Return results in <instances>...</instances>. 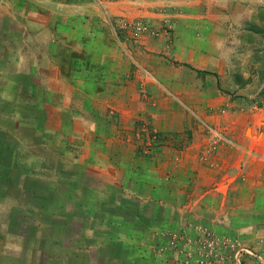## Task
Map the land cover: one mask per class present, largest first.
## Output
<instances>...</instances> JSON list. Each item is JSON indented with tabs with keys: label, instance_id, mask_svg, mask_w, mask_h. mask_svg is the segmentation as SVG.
<instances>
[{
	"label": "crops",
	"instance_id": "0c3cea01",
	"mask_svg": "<svg viewBox=\"0 0 264 264\" xmlns=\"http://www.w3.org/2000/svg\"><path fill=\"white\" fill-rule=\"evenodd\" d=\"M258 2L100 0L99 5L96 0H0V264L139 263L149 255L144 233L175 227L173 164L170 169L167 162L161 175L152 166L150 176L146 170L145 176L136 174L134 167L143 166L141 153L127 143L126 132L119 130L123 126L107 123L105 103L115 95H104V87L117 79L126 85L131 74L135 92L126 86L120 97L134 102V110L124 116V128L145 121L152 131L167 135L181 130L171 106L174 96H169L171 87H180L178 99L195 102L198 111L199 122L192 113L183 115L182 129L194 132L193 146L200 155L205 149L216 150L203 145L207 122L228 130L239 144L220 145L217 157L229 164L224 177H247L244 195L264 214V108L234 111L227 96L197 90L193 75H174L169 60L159 61L156 55L143 60L146 50L163 48L192 74L211 72L225 78L233 66L232 54L238 57L245 43L240 32L254 19ZM114 18L142 19L161 31L160 41L145 37L132 42L129 31L118 41ZM84 21L110 23L111 29L82 30L80 25L88 26ZM128 54L135 56L134 68ZM163 64L166 73L160 82L168 94L166 108L144 109L143 70L158 76ZM215 80L207 78L206 83L217 86ZM146 88L150 98L157 96L154 85ZM206 95L219 97L215 113L202 105ZM96 103H103L102 108ZM184 161L188 174L190 168L195 170L194 158L188 154ZM95 167L101 177L87 173ZM114 169L121 176L115 177ZM197 170L200 181L222 175L201 163ZM163 177L167 189L162 193ZM188 193L181 192L184 199ZM197 196L203 217L207 197L199 188ZM147 203L149 217L142 209ZM164 203L168 218L160 223ZM191 205L183 206L184 221L190 219Z\"/></svg>",
	"mask_w": 264,
	"mask_h": 264
},
{
	"label": "rangeland",
	"instance_id": "374dc122",
	"mask_svg": "<svg viewBox=\"0 0 264 264\" xmlns=\"http://www.w3.org/2000/svg\"><path fill=\"white\" fill-rule=\"evenodd\" d=\"M100 5L99 1L96 0ZM105 3L109 2H123V3H136L141 1L150 0H101ZM102 13H104L102 11ZM92 15V14H90ZM254 19L249 20L246 23V29L241 30L240 37L245 43H241L240 53L237 57L232 54L233 66L227 71L225 78H219L218 74L211 72H200L192 74L190 71L182 69L180 64L174 62L169 56L164 53L163 48L154 51H145L143 60L146 62L151 59L152 55H156L159 61L163 59L169 60V64L173 69V74L178 78L191 79L192 75L196 77V81L199 82L197 90L207 94L210 91L216 92L223 96H227L229 103L232 104L231 109L236 110H250V109H262L264 108V0H259L255 7ZM89 16L87 20H91ZM102 21V20H100ZM140 23L142 28H136V24ZM87 24V21H84ZM83 24V25H84ZM117 31V36L114 37L123 40L128 36L126 31H129V39L132 42L139 40H146L145 37L160 41V30H153L150 25L142 19H133L127 21H120L119 19L113 20L111 23ZM88 26L80 25L82 30L95 29V30H108L110 23L104 24L108 28L103 26L99 21L89 22ZM245 25V23H244ZM140 29V30H139ZM126 32V33H125ZM169 39V40H168ZM168 41L172 38L169 37ZM164 41V40H163ZM156 49V48H155ZM131 61V67L134 68V58L128 54L126 56ZM164 64L159 67V75L150 76L146 72H149L144 68L143 70V83L154 85L157 89V96L150 98L152 95L148 91V88L142 86L140 92L143 95H147L144 99V109L153 106V109H165L166 108V91L161 85V77L166 73ZM130 74V73H129ZM214 74V75H213ZM214 77L218 82V85H207V78ZM130 83L119 84L118 79L115 80L111 86L104 87V95L111 96V102H106L107 109V123L116 125L120 128V131L126 132L127 143L136 147L137 151L141 153L143 159V166L138 167L140 170L134 171L136 174H142L145 176V170L150 176L151 166L156 167L158 174L166 173L167 162H169V168L173 164L175 171V212H176V225L175 227L159 230H153L148 234L144 233L145 239L149 242V255L144 256L143 260L139 263H126V264H264V214L257 211L255 206L252 205L251 198H246V181L247 177H224V170L228 169V163L219 159L217 153L220 151V145L230 148L233 144H239L233 140L228 133V130L215 128L207 122L205 126V141L203 145L207 147L216 148L215 151H208L203 148L204 153L201 155L197 152L194 145V132L190 129H182L183 115L192 113L194 118L197 119V109L195 108V102L185 103L178 99L180 95V87H171L169 90V96H174V103L172 108L175 112V124L177 128L173 134L167 135L166 132L152 131L145 121H138L133 128L131 126H125L124 116L134 110L133 101H121L120 97L123 96L124 88L130 87V93L135 92L134 88V74L128 77ZM121 81V80H120ZM148 87V86H147ZM168 95V94H167ZM119 97V100H118ZM208 99L202 105H206L209 113H215L221 106L218 96H207ZM102 108L103 103H96ZM161 123V122H160ZM163 123V122H162ZM248 135L251 132H247ZM118 138V134L116 135ZM211 145V146H210ZM194 158L196 164L195 170L189 169L185 164V159L188 156ZM203 154V155H202ZM225 160V159H224ZM156 162L155 165H149L151 162ZM158 163V164H157ZM199 163L207 166L214 174L216 171L222 173L220 177H207V180H199L198 166ZM171 165V166H170ZM171 169V168H170ZM187 171V174H185ZM214 171V172H213ZM209 174V171H207ZM91 177H101V171L95 168H91L88 172ZM115 174V177L121 176L118 169H114L111 172ZM243 176L242 172L239 173ZM189 175V176H188ZM166 177H163V185L161 186L162 193L166 192ZM202 179V178H201ZM170 183L168 189L170 191ZM201 189V192L206 194V211L204 216H199L198 211V196L197 190ZM189 190L185 195V199L181 192L183 190ZM180 192V193H179ZM194 193V194H193ZM193 195V196H192ZM251 200V201H250ZM185 201V202H184ZM191 202V214L188 221L183 220V206ZM159 207L160 223L167 222L168 207ZM185 204V205H184ZM142 209L144 213L149 214L151 212V205L149 203L143 204ZM186 209V208H185ZM236 210L235 214H232ZM173 212L172 209H170ZM201 218V219H199ZM205 220V223H204ZM149 221V220H148ZM147 221V222H148ZM149 223V222H148ZM160 223L158 225H160ZM159 233V236H158ZM137 234L139 235L138 231Z\"/></svg>",
	"mask_w": 264,
	"mask_h": 264
},
{
	"label": "built area",
	"instance_id": "2783aa9c",
	"mask_svg": "<svg viewBox=\"0 0 264 264\" xmlns=\"http://www.w3.org/2000/svg\"><path fill=\"white\" fill-rule=\"evenodd\" d=\"M135 26H136L137 29H138V28H140V29L142 28V26H141L140 23H137ZM140 29H139V30H140Z\"/></svg>",
	"mask_w": 264,
	"mask_h": 264
}]
</instances>
